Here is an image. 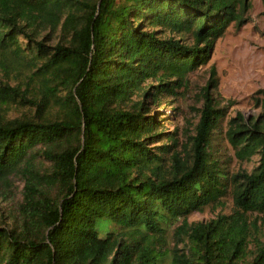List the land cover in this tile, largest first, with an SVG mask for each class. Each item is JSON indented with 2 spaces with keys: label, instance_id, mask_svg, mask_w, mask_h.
Listing matches in <instances>:
<instances>
[{
  "label": "trees",
  "instance_id": "trees-1",
  "mask_svg": "<svg viewBox=\"0 0 264 264\" xmlns=\"http://www.w3.org/2000/svg\"><path fill=\"white\" fill-rule=\"evenodd\" d=\"M249 6L0 0V183L21 173L27 208L22 228L0 230V264H264V230L251 219L264 216V113L229 121L236 157L259 155L234 173L215 144L226 117L211 96L217 80L184 142L150 107L179 109L164 99H179ZM230 193L232 213L188 223ZM103 218L113 228L102 237Z\"/></svg>",
  "mask_w": 264,
  "mask_h": 264
},
{
  "label": "rangeland",
  "instance_id": "rangeland-1",
  "mask_svg": "<svg viewBox=\"0 0 264 264\" xmlns=\"http://www.w3.org/2000/svg\"><path fill=\"white\" fill-rule=\"evenodd\" d=\"M249 1L250 6L243 22L240 25L234 22L218 40L209 62L190 73L188 87L179 99H164L165 102L172 99V106L179 109L173 110L170 104L165 103L150 104L152 111L164 125V130L168 133L176 131L180 142H184L188 136L195 134V126L200 118L199 110L203 104V89L212 78L217 80V88L210 89L211 96L220 106L226 107V117L221 131L215 135V144L217 149L222 148L220 155L228 160L230 171L234 173L250 172L258 164L259 155L250 160L236 157L226 137L229 121L237 117L238 113H242L245 118H260L264 113V0ZM3 77L4 73L0 70V78ZM10 113L12 117H16L21 115L22 110L13 105ZM37 166L42 176L51 172V162L42 155L38 156ZM43 180H46L45 176ZM25 186L26 181L21 173L11 176L6 183H0V230L24 226L27 219V208L23 205ZM60 190L54 186L49 193L54 195ZM234 206V197L230 193L220 203L190 214L187 220L189 224L207 222L221 213H232ZM251 219H258V225L264 230L263 214H253ZM181 223L182 221L179 222ZM97 227L103 237L113 225L109 219L103 218Z\"/></svg>",
  "mask_w": 264,
  "mask_h": 264
}]
</instances>
